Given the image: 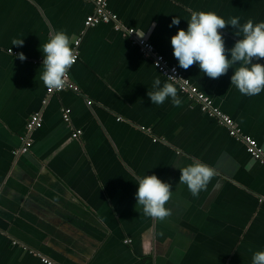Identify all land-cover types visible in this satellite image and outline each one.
<instances>
[{"label": "crops", "instance_id": "crops-1", "mask_svg": "<svg viewBox=\"0 0 264 264\" xmlns=\"http://www.w3.org/2000/svg\"><path fill=\"white\" fill-rule=\"evenodd\" d=\"M106 3L121 27L149 41L264 149V90L241 94L231 85L234 67L216 79L198 64L185 70L171 44L193 12L238 17L241 26L264 22V0ZM94 10L85 0H0V264H44L43 257L57 264H252L264 251V166L177 84L179 107L170 97L152 104L154 80L161 87L171 81L114 22L87 28ZM174 17L180 24L169 27ZM58 31L72 47L81 38L69 71L79 90L57 92L45 104L43 45ZM221 32L227 49L243 38L231 25ZM34 113L43 126L30 151L15 155ZM193 162L217 173L198 198L180 183V169ZM153 174L172 185L171 214L162 221L146 216L136 199L139 179Z\"/></svg>", "mask_w": 264, "mask_h": 264}, {"label": "clouds", "instance_id": "clouds-1", "mask_svg": "<svg viewBox=\"0 0 264 264\" xmlns=\"http://www.w3.org/2000/svg\"><path fill=\"white\" fill-rule=\"evenodd\" d=\"M180 19L174 17L169 27L179 25ZM228 25L243 33V38L227 49L222 29ZM24 40H14L13 45L22 46ZM173 55L179 62V67L187 70L198 64L201 72L216 79L235 68L231 77V85H235L243 95L254 96L264 90V64L253 63V60L264 59V22L255 23L249 19L242 26L238 17L228 22L215 12H193L188 21V28L179 29L171 38ZM43 73L41 80L49 90H62L67 84L70 69L75 64L78 54L72 47L71 38L64 31L50 35L43 45ZM230 52L231 58H228ZM21 61L27 57L23 52L18 54ZM170 79L175 75H169ZM155 91L148 92L152 104L161 105L169 97L174 106L182 103L175 82L164 83L156 78L153 82ZM181 170L180 183L186 184L194 197L199 196L207 188L211 179L217 175L210 166L193 162ZM136 193L137 204L143 207L146 216L164 220L170 214L166 207L172 197V185L162 181L157 175H147L139 179ZM252 264H264V251L253 255Z\"/></svg>", "mask_w": 264, "mask_h": 264}, {"label": "built area", "instance_id": "built-area-1", "mask_svg": "<svg viewBox=\"0 0 264 264\" xmlns=\"http://www.w3.org/2000/svg\"><path fill=\"white\" fill-rule=\"evenodd\" d=\"M85 1H92L95 4V10L92 15H89L85 20V26L87 28L97 26L101 23H110L114 22L116 30L124 31V35L129 38V40L137 44L141 53L153 60V65L155 68L160 72L166 79L171 82H175L178 85L180 91L192 100H194L200 107L202 112H205L209 116L216 118L218 122L224 126L227 130L229 135L236 140H239L244 143L247 153L259 163L264 166V149H262L258 142L251 138L250 136L243 135L242 130L236 124V122L228 115L224 114L221 110L215 108L212 104V101L201 93L198 88L190 83L188 79L184 77V75L178 70L176 66L171 65L168 60L161 54L157 53L155 47L147 40L139 38L137 36V32L133 29H127L121 27L118 23L117 17L111 14L107 10V3L106 0H85ZM81 38L77 39L74 43L73 48L76 50L78 57L76 62L79 59V50L78 47L80 45ZM75 62V63H76ZM169 75H175L179 80L175 78L170 79ZM63 90H72L74 92H78L79 88L75 85L70 78V74L68 73L67 77V84L62 90H46V98L44 103L48 101V99L57 92H61ZM88 104L91 105L92 102L88 101ZM70 109L64 108L62 109V117L63 120L67 123L70 122ZM43 126V118L41 113H34L32 114L25 126V131L21 136V147L14 152L15 155L26 154L30 151L33 143H32V134L36 130L42 128ZM82 135L81 130H75L72 134L73 138H78ZM128 242V241H126ZM42 262L44 264H57L45 257H43Z\"/></svg>", "mask_w": 264, "mask_h": 264}, {"label": "bare ground", "instance_id": "bare-ground-1", "mask_svg": "<svg viewBox=\"0 0 264 264\" xmlns=\"http://www.w3.org/2000/svg\"><path fill=\"white\" fill-rule=\"evenodd\" d=\"M70 127V126H69Z\"/></svg>", "mask_w": 264, "mask_h": 264}]
</instances>
